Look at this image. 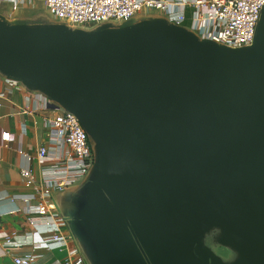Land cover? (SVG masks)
Wrapping results in <instances>:
<instances>
[{
    "label": "water",
    "instance_id": "obj_1",
    "mask_svg": "<svg viewBox=\"0 0 264 264\" xmlns=\"http://www.w3.org/2000/svg\"><path fill=\"white\" fill-rule=\"evenodd\" d=\"M0 73L87 132L88 175L53 199L87 264H264V7L240 47L159 14L0 12Z\"/></svg>",
    "mask_w": 264,
    "mask_h": 264
},
{
    "label": "built area",
    "instance_id": "obj_2",
    "mask_svg": "<svg viewBox=\"0 0 264 264\" xmlns=\"http://www.w3.org/2000/svg\"><path fill=\"white\" fill-rule=\"evenodd\" d=\"M37 3L55 19L71 26L120 23L142 14H159L202 38L231 47L248 45L254 40L264 7V0H0V6H5L0 12L11 18L22 16L19 14L35 9ZM14 85L22 84L0 73L1 101L8 99L9 86ZM32 94L34 108L25 106L19 113L51 110L44 94ZM43 125L49 141L37 147L35 156L25 152L22 145L18 148L27 161L36 160L37 169L31 165L21 168V176L30 191L12 198L24 203L12 211L25 215L30 228L26 234L32 237L31 248L11 255L14 264H37L43 256L59 251L65 253L61 264H87L53 199L86 178L94 162L92 147L78 117L70 111L52 110L43 116ZM2 139L9 147L10 132H4ZM15 235L13 231L5 236L9 247L14 244Z\"/></svg>",
    "mask_w": 264,
    "mask_h": 264
},
{
    "label": "crops",
    "instance_id": "obj_3",
    "mask_svg": "<svg viewBox=\"0 0 264 264\" xmlns=\"http://www.w3.org/2000/svg\"><path fill=\"white\" fill-rule=\"evenodd\" d=\"M33 98L32 92L23 85H14L9 86L8 99L0 100V264H14L11 253L29 250L32 244V237L26 234L30 228L25 215L12 211L24 203L20 199L12 198L30 191L21 176V168L31 165L37 169L36 160L27 161L18 152L19 146L22 145L25 152L35 156L37 147L49 141L43 125V116L52 113V110L19 113L25 106L34 108ZM4 132L11 134L9 147L3 142ZM13 231L16 232L14 244L9 247L4 238ZM64 257L65 253L53 251L39 259L37 264H61Z\"/></svg>",
    "mask_w": 264,
    "mask_h": 264
},
{
    "label": "rangeland",
    "instance_id": "obj_4",
    "mask_svg": "<svg viewBox=\"0 0 264 264\" xmlns=\"http://www.w3.org/2000/svg\"><path fill=\"white\" fill-rule=\"evenodd\" d=\"M39 14H46L48 15L50 18L54 19V17L48 13V11L42 7V5H38L35 7V9H32V10H29L28 12L25 10L24 13L22 14H19V15H22V17H34V16H37ZM98 24H94L93 26L91 24H87V25H81V27H85V28H89V26H96Z\"/></svg>",
    "mask_w": 264,
    "mask_h": 264
}]
</instances>
